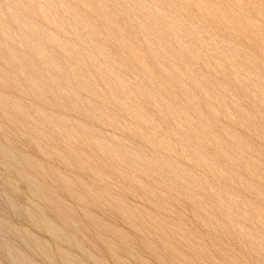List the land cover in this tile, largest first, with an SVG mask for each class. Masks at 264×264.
Instances as JSON below:
<instances>
[{
	"label": "rangeland",
	"instance_id": "obj_1",
	"mask_svg": "<svg viewBox=\"0 0 264 264\" xmlns=\"http://www.w3.org/2000/svg\"><path fill=\"white\" fill-rule=\"evenodd\" d=\"M0 264H264V0H0Z\"/></svg>",
	"mask_w": 264,
	"mask_h": 264
}]
</instances>
